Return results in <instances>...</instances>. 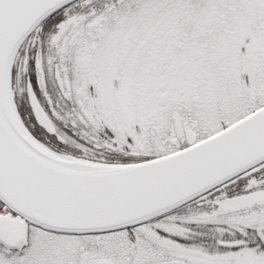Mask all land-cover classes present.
Instances as JSON below:
<instances>
[{"label":"snow or ice","instance_id":"snow-or-ice-1","mask_svg":"<svg viewBox=\"0 0 264 264\" xmlns=\"http://www.w3.org/2000/svg\"><path fill=\"white\" fill-rule=\"evenodd\" d=\"M0 264H264V0H0Z\"/></svg>","mask_w":264,"mask_h":264}]
</instances>
